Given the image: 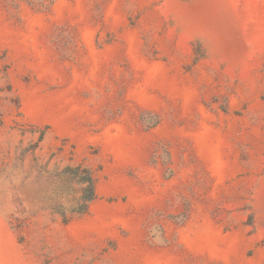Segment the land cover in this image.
Wrapping results in <instances>:
<instances>
[{
    "label": "rangeland",
    "instance_id": "obj_1",
    "mask_svg": "<svg viewBox=\"0 0 264 264\" xmlns=\"http://www.w3.org/2000/svg\"><path fill=\"white\" fill-rule=\"evenodd\" d=\"M0 264H264V0H0Z\"/></svg>",
    "mask_w": 264,
    "mask_h": 264
},
{
    "label": "trees",
    "instance_id": "obj_2",
    "mask_svg": "<svg viewBox=\"0 0 264 264\" xmlns=\"http://www.w3.org/2000/svg\"><path fill=\"white\" fill-rule=\"evenodd\" d=\"M68 171H71L72 173H69L70 177L73 180H76V182L80 185H82V195L80 197L79 205L75 209V212L80 214L85 212L86 207L88 203L93 199V186L92 181L88 175V172L84 169H79L78 167ZM63 220L66 221V217L63 216Z\"/></svg>",
    "mask_w": 264,
    "mask_h": 264
}]
</instances>
